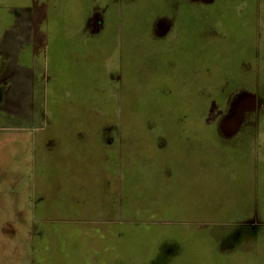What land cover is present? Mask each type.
<instances>
[{
    "label": "crops",
    "instance_id": "0c3cea01",
    "mask_svg": "<svg viewBox=\"0 0 264 264\" xmlns=\"http://www.w3.org/2000/svg\"><path fill=\"white\" fill-rule=\"evenodd\" d=\"M96 1L0 0V104L5 112L0 116L4 119L0 122V148L9 149L4 159L0 157V165L5 166L0 167V264H81L83 250L92 253L89 249L93 246L96 255L108 251L106 242L113 236V225L108 231L107 219L81 218L76 211L89 206L86 211L105 216L113 212L114 204L91 207V202H82V198L65 203V190H86L77 183L83 174L89 179L97 175V168L84 172L81 167L87 151L103 164L117 159L118 166H110L117 173L109 175L117 188L122 176L119 170L124 174L116 141L119 136L122 139L128 123L115 118L122 106L114 99V86L99 91L98 81L105 72L113 83L119 79L118 73L115 76L109 70L122 72L120 47L127 27L121 18L123 8L115 7L114 0H107L105 9ZM241 1L240 10L233 13L236 18L250 13L239 21L251 25L255 33L249 40L250 72H241L237 66V118L196 120L189 126L203 129L189 131L188 136L219 138L224 149L233 150V162L227 168L233 182L228 180V186L238 190L240 197L230 204V211L241 214L234 220L236 224L254 221L260 227L264 225V49H260L264 42L258 39V20L264 0ZM184 3L182 19L191 24L192 13L188 2ZM98 57L104 59L102 64ZM109 132L116 133L114 142H107ZM107 180L101 185L103 191L108 188ZM114 189L111 184V197ZM225 221L231 220H216ZM99 223L103 227L96 225ZM22 227L28 229V236L18 234ZM98 240L104 242L101 251ZM258 249L256 240L252 252L256 258Z\"/></svg>",
    "mask_w": 264,
    "mask_h": 264
},
{
    "label": "rangeland",
    "instance_id": "374dc122",
    "mask_svg": "<svg viewBox=\"0 0 264 264\" xmlns=\"http://www.w3.org/2000/svg\"><path fill=\"white\" fill-rule=\"evenodd\" d=\"M179 1L114 0V6L123 8L121 18L127 27L120 47L123 69L109 70V74L120 75L114 83L105 72L98 89L108 91L114 86V99L122 106L115 118L128 123L123 140L119 136L116 141L124 174L119 170L122 176L117 188L109 176L117 173L111 169L118 166L117 159L103 164L87 151L81 167L84 172L95 167L97 175L89 179L83 174L77 180L86 190H65L66 204L76 198L91 202V207L114 204L113 212L105 216L86 211L89 206L76 211L81 218L107 219L108 231L113 225V236L106 242L108 251L96 255L93 246L89 249L92 253L83 250L81 264L95 260L97 264H264V225L259 227L254 221L236 224L234 220L241 214L230 211V204L240 197L238 190L228 186V180L233 179L232 174L227 175L233 150L224 149L219 138L188 136L189 131L203 129L189 126L196 120L237 118V66L241 72H250L249 40L255 33L251 25H240L239 20L250 13L235 17L233 11L240 10L241 0H186L192 13L190 24L182 19L185 3ZM96 5L105 9L107 0H97ZM260 11L258 39L263 43L264 4ZM113 52L118 51L114 48ZM97 60L104 62L101 57ZM1 106L0 116L5 113ZM115 134L107 133L108 143L114 142ZM8 152L3 146L0 157L4 159ZM64 177L61 175L62 183ZM105 180L108 188L103 191ZM111 184L116 192L112 197ZM23 228L18 234L28 236V229ZM83 231L80 227L79 232ZM256 240L257 258L252 254ZM100 244L104 245L103 240H98L99 251Z\"/></svg>",
    "mask_w": 264,
    "mask_h": 264
}]
</instances>
